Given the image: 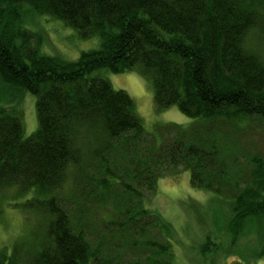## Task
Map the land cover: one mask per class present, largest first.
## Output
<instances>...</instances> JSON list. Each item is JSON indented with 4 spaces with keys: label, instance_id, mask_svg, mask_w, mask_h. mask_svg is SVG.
I'll return each mask as SVG.
<instances>
[{
    "label": "trees",
    "instance_id": "obj_1",
    "mask_svg": "<svg viewBox=\"0 0 264 264\" xmlns=\"http://www.w3.org/2000/svg\"><path fill=\"white\" fill-rule=\"evenodd\" d=\"M26 11L98 37L99 48L75 62L42 54L41 36L23 27ZM102 69L138 71L158 111L176 106L196 123L147 133L126 92L89 77ZM5 86L35 98L38 127L24 138L0 104V204L12 193L9 206L34 218L0 248V264H118L124 251L130 264H175L174 230L141 206L140 188L179 169L228 206L218 204L225 228L215 213L211 223L229 246L211 249L208 238L202 252L244 262L233 249L254 220L263 260L264 155L247 156L237 135L264 122V0H0Z\"/></svg>",
    "mask_w": 264,
    "mask_h": 264
},
{
    "label": "rangeland",
    "instance_id": "obj_2",
    "mask_svg": "<svg viewBox=\"0 0 264 264\" xmlns=\"http://www.w3.org/2000/svg\"><path fill=\"white\" fill-rule=\"evenodd\" d=\"M20 18L24 28L41 36L40 52L47 56L56 57L64 62H75L83 53L99 48L98 37L83 40L74 29L58 19L34 16L27 11L22 13ZM89 77L102 78L115 90L126 92L132 99L135 114L147 133H153L156 125L176 124L189 128L196 123V120L183 115L176 106L158 111L154 103V89L151 82L136 70L114 74L102 69L91 73ZM0 104L8 111H14V115L20 119L24 138H29L37 131L35 98L27 91L10 86L1 87ZM244 126L245 131L238 133L237 139L247 156L256 153L263 156L264 122L251 121ZM146 146H148L147 142ZM68 184L67 189L70 190ZM133 186L136 187L134 184ZM140 191L143 194L140 199L141 206L158 215L174 230L172 244L175 264H234L237 261L242 264H264V258L262 261L255 260L254 253L261 246L260 241L263 242L260 239L262 237L260 232L263 230L254 220H248L243 225L233 249V251L238 249L237 252L242 255L244 262L238 257L228 256L223 252H219L216 257L213 256V252L211 254L202 252L208 238L215 245L211 249L225 250L229 246L224 230L221 233L217 230L215 232L211 223L212 221L214 224L211 213L221 218L218 204L226 210L228 206L213 192L192 187L189 171L179 169L175 174L159 179L154 190L140 188ZM10 194L12 195L7 193L6 200L0 204L3 206L0 213V248L9 247L11 243L18 241L19 235L22 236L29 231V227L34 222L33 217L26 216L19 208L12 206L17 201L10 198ZM10 204L12 205L9 206ZM221 224L225 228L222 218ZM133 259L134 256L130 251H124L122 262L118 264H130Z\"/></svg>",
    "mask_w": 264,
    "mask_h": 264
}]
</instances>
